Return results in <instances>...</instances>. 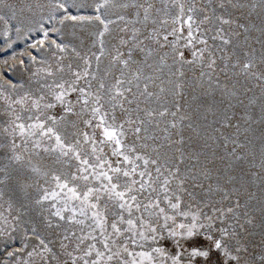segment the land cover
I'll use <instances>...</instances> for the list:
<instances>
[{
  "label": "snow or ice",
  "instance_id": "1",
  "mask_svg": "<svg viewBox=\"0 0 264 264\" xmlns=\"http://www.w3.org/2000/svg\"><path fill=\"white\" fill-rule=\"evenodd\" d=\"M20 17L50 54L0 82V264H264V0H0Z\"/></svg>",
  "mask_w": 264,
  "mask_h": 264
},
{
  "label": "rangeland",
  "instance_id": "2",
  "mask_svg": "<svg viewBox=\"0 0 264 264\" xmlns=\"http://www.w3.org/2000/svg\"><path fill=\"white\" fill-rule=\"evenodd\" d=\"M11 3L17 5H23L31 2V0H10ZM40 2H46V0H40ZM22 22L13 20L12 25L19 26L21 32L19 35L15 32L14 28L9 34V38L6 39L3 35V26L0 25V82L5 80H10L13 84L19 86L24 84L25 87L28 86L27 81L31 77V72L36 71L40 67L39 61L41 58H47L50 54L48 48V42L45 41L43 45H38L37 42L44 39L43 32H41L35 24L30 23L25 17H20ZM32 27V31H28V28ZM51 25L46 24L45 28H50ZM50 40H57L59 42V37L54 32H49ZM36 44L37 47H31ZM10 45V47H9ZM14 54V55H13ZM35 56L36 62L33 63L29 56ZM20 60L24 61V64L19 63ZM7 61V63H5ZM2 114V110H0ZM0 127H2V121H0ZM11 211V215H9ZM0 213L8 216L11 221L12 216L16 215V210L9 209L8 204L5 201H0ZM15 241L9 239L7 236H0V252L8 243L12 247H19V233L14 234ZM3 257L0 256V259Z\"/></svg>",
  "mask_w": 264,
  "mask_h": 264
}]
</instances>
